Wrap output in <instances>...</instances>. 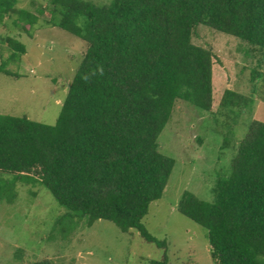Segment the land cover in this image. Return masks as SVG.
<instances>
[{
  "label": "trees",
  "instance_id": "1",
  "mask_svg": "<svg viewBox=\"0 0 264 264\" xmlns=\"http://www.w3.org/2000/svg\"><path fill=\"white\" fill-rule=\"evenodd\" d=\"M49 2L40 9L51 14L48 24L81 37L87 50L55 124L0 114V173L47 187L89 226L107 219L166 248L143 223L175 165L158 139L178 99L204 112L214 102L215 54L193 42L194 29L204 24L264 50V0ZM39 17L18 0H0V23L13 19L31 34ZM5 38L19 51L12 58L26 52ZM222 103L245 108L253 99L227 89ZM178 210L207 229L217 264H264V121L248 124L214 199L186 190Z\"/></svg>",
  "mask_w": 264,
  "mask_h": 264
},
{
  "label": "rangeland",
  "instance_id": "2",
  "mask_svg": "<svg viewBox=\"0 0 264 264\" xmlns=\"http://www.w3.org/2000/svg\"><path fill=\"white\" fill-rule=\"evenodd\" d=\"M49 3L18 0L19 7L40 16L31 34L13 19L0 23V66L17 74L0 72V114L55 124L62 111L87 43L48 24L51 14L40 9ZM6 36L21 41L26 52L12 58L19 51ZM193 42L215 54L214 102L212 111L204 112L178 99L158 139L160 151L173 157L175 165L164 194L150 204L143 223L157 239L166 240V248L107 219L89 226L86 219L72 218L47 187L0 173V264H147L165 254L169 264H217L207 229L181 213L178 203L186 190L213 200L216 179L230 173L248 124L264 121V50L204 24L194 29ZM227 89L253 103L247 108L223 105Z\"/></svg>",
  "mask_w": 264,
  "mask_h": 264
}]
</instances>
